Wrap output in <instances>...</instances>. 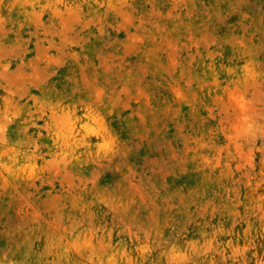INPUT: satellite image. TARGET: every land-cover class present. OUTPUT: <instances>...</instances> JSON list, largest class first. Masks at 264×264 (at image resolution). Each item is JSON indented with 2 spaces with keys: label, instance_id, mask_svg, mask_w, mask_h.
Here are the masks:
<instances>
[{
  "label": "rangeland",
  "instance_id": "374dc122",
  "mask_svg": "<svg viewBox=\"0 0 264 264\" xmlns=\"http://www.w3.org/2000/svg\"><path fill=\"white\" fill-rule=\"evenodd\" d=\"M0 264H264V0H0Z\"/></svg>",
  "mask_w": 264,
  "mask_h": 264
}]
</instances>
